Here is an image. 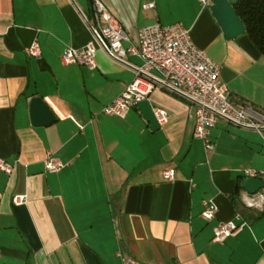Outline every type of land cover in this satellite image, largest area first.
Instances as JSON below:
<instances>
[{
	"label": "crops",
	"instance_id": "1",
	"mask_svg": "<svg viewBox=\"0 0 264 264\" xmlns=\"http://www.w3.org/2000/svg\"><path fill=\"white\" fill-rule=\"evenodd\" d=\"M102 1L129 37L124 46L143 25L180 22L261 128L218 119L206 151L190 105L160 87L147 97L167 112L158 130L136 108L104 115L141 61L97 50L93 68L60 63L66 47L92 38L88 0H0V158L13 165L0 171V264H264V209L246 207L241 188L245 170L264 173V57L245 33L224 37L211 0ZM147 1L154 7L143 9ZM33 42L38 56L25 53ZM34 96L54 114L50 124H31ZM47 156L63 166L47 170ZM166 169L173 180L162 178ZM16 194L26 201L14 203ZM206 201L216 206L210 220ZM229 220L244 225L213 241Z\"/></svg>",
	"mask_w": 264,
	"mask_h": 264
},
{
	"label": "built area",
	"instance_id": "2",
	"mask_svg": "<svg viewBox=\"0 0 264 264\" xmlns=\"http://www.w3.org/2000/svg\"><path fill=\"white\" fill-rule=\"evenodd\" d=\"M99 26L100 35L94 29L92 22L88 26L92 38L80 48L66 47L60 55L62 65L78 64L93 68L95 53L102 50L113 61L128 65L126 57L136 55L140 59L139 65H130L134 77L124 90L108 104L104 105L101 113L104 115L123 118L130 108H136L137 103L148 97L155 87H160L190 105L189 116L193 118V136L202 140L206 151L213 148L209 139V132L218 119L229 123L260 129L252 120L247 107L230 100L225 84L219 78V65L215 63L203 50L194 45L190 32L180 22L171 24L153 23L138 28L136 44L124 46L123 42L129 37L120 21L112 15L102 0H91ZM202 6H207L209 0H198ZM143 9L153 8L154 2L147 1L141 5ZM28 56H38L40 53L37 42L25 48ZM137 109V108H136ZM158 122L167 120V112L160 107L152 108ZM47 170L57 171L63 165L47 156L44 159ZM13 165L0 158V171L6 174L12 172ZM245 177L262 178L263 172L247 169ZM162 178L171 181L174 170L162 171ZM16 204L26 201L24 194L13 197ZM242 202L248 208L264 209V188L254 193L243 190ZM216 213V206L212 201L204 202L201 216L210 220ZM236 218L239 215L236 214ZM244 225V222L235 224L232 220L218 222L213 229L212 240L223 241L234 236ZM123 264H139L133 259H124Z\"/></svg>",
	"mask_w": 264,
	"mask_h": 264
},
{
	"label": "water",
	"instance_id": "3",
	"mask_svg": "<svg viewBox=\"0 0 264 264\" xmlns=\"http://www.w3.org/2000/svg\"><path fill=\"white\" fill-rule=\"evenodd\" d=\"M235 1L236 0H211V4L209 6L212 15L226 39H232L245 33L243 22L232 7V4ZM88 3L92 25L96 32L100 35L92 1L88 0ZM136 108L148 123L151 131L159 129V124L153 114L152 107L147 98L140 100L137 103ZM29 112L31 124L34 126L48 125L54 120V114L39 96H34L29 100ZM241 188L247 193H254L257 190L264 188V179L245 177L241 183Z\"/></svg>",
	"mask_w": 264,
	"mask_h": 264
},
{
	"label": "trees",
	"instance_id": "4",
	"mask_svg": "<svg viewBox=\"0 0 264 264\" xmlns=\"http://www.w3.org/2000/svg\"><path fill=\"white\" fill-rule=\"evenodd\" d=\"M232 7L243 22L245 34L264 57V0H236Z\"/></svg>",
	"mask_w": 264,
	"mask_h": 264
}]
</instances>
